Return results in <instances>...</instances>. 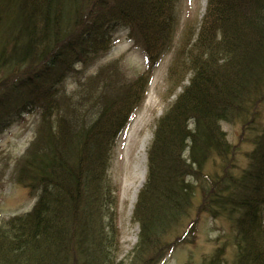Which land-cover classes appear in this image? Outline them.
I'll use <instances>...</instances> for the list:
<instances>
[{"label":"trees","instance_id":"1","mask_svg":"<svg viewBox=\"0 0 264 264\" xmlns=\"http://www.w3.org/2000/svg\"><path fill=\"white\" fill-rule=\"evenodd\" d=\"M177 1L0 0V131L16 116L42 117L18 177L39 190L38 199L30 211L0 219V264H119L106 210L113 204L110 152L169 49ZM117 26L143 44L148 69L125 84L105 82L96 98V81H78L76 94L66 95L64 81L109 50ZM174 67H187L191 77L157 120L133 214L140 233L132 264H150L169 229L182 224L196 195L193 177L204 210L235 229L231 263L222 246L208 264H264V0H208L170 76ZM97 101L96 113L83 111ZM236 121L254 146L238 174L222 128ZM213 156L222 171L204 173Z\"/></svg>","mask_w":264,"mask_h":264},{"label":"rangeland","instance_id":"2","mask_svg":"<svg viewBox=\"0 0 264 264\" xmlns=\"http://www.w3.org/2000/svg\"><path fill=\"white\" fill-rule=\"evenodd\" d=\"M208 0H178L175 8L174 35L169 49L153 68L151 84L145 98L135 114L127 122L117 136L110 152L108 177L111 183L113 204L108 201L106 210L110 212L115 228L111 232L112 244H115L119 264H132L136 256V244L139 240L140 225L133 214L139 191L137 174L144 170L148 172V150L154 137L157 120L189 83L191 72L187 67L181 70L174 67V76H170L171 65L176 62V52L183 41H193L199 31L203 16L207 9ZM113 39L111 47L103 52L99 59L89 62L88 66L79 64L78 68L85 69L67 78L65 93L72 97L78 91V81H96L91 87L92 97L100 95L101 87L107 82L110 86L116 83H127L148 69L149 60L145 47L131 35L130 30L117 26L111 29ZM1 75V74H0ZM93 77L94 80H88ZM98 77V78H97ZM97 78V79H96ZM62 85V87H63ZM82 87V86H81ZM85 88V87H84ZM109 91H112L110 88ZM90 96V97H91ZM88 97V96H87ZM80 100L76 99L75 101ZM100 102L93 108L84 105L85 113L94 114ZM260 126H264V103L262 105ZM42 117L37 113L16 116L10 124L0 131V219L6 223L12 216L24 214L35 205L39 190L31 189L18 181L22 158L30 145L37 139ZM222 128L227 133V139L235 147V157L232 159L235 174L246 168L253 150V144L244 138V125L241 122H222ZM250 135L251 132L247 131ZM147 138V152L141 150L144 138ZM35 143V142H34ZM222 159L213 156L204 167V173H218ZM231 166V165H230ZM201 175L203 180L207 176ZM201 174V173H200ZM197 175V174H196ZM147 176V173H146ZM197 182L196 195L192 207L186 214L182 224L169 229L163 247L154 254L150 264H208L214 254L224 247V259L231 263L236 244L235 229L224 215L214 216L204 210L202 193ZM115 235V236H114ZM138 251V250H137Z\"/></svg>","mask_w":264,"mask_h":264},{"label":"bare ground","instance_id":"3","mask_svg":"<svg viewBox=\"0 0 264 264\" xmlns=\"http://www.w3.org/2000/svg\"><path fill=\"white\" fill-rule=\"evenodd\" d=\"M148 137L144 138L143 142H142V145H141V150L144 151L145 153H143V155H146V152H147V143H146V140H147ZM146 167L144 168V170H141V172L139 174L136 175L137 179H138V184L136 185V192L139 191L140 187L143 185L144 181H145V178H146Z\"/></svg>","mask_w":264,"mask_h":264}]
</instances>
